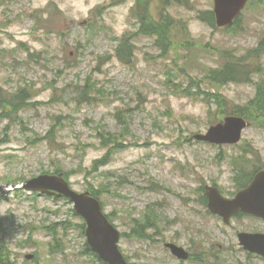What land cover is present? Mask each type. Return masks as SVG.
<instances>
[{
	"label": "rangeland",
	"instance_id": "1",
	"mask_svg": "<svg viewBox=\"0 0 264 264\" xmlns=\"http://www.w3.org/2000/svg\"><path fill=\"white\" fill-rule=\"evenodd\" d=\"M50 3L60 17L46 19ZM212 6L213 0H169L160 9L155 0L145 23L168 15L174 30L159 38L142 34L148 28L134 0H0V89L6 98L21 89L30 95L24 109L0 120V183L57 171L76 192L98 190L128 264H264L243 252L236 238L264 234V222L242 216L225 225L199 202L206 185L231 197L244 150L254 153L246 171L264 167V129L251 124L237 146L192 139L215 118L214 93L228 102V111L254 96L253 84L211 86L202 78L220 65L222 53L243 54L264 42V0H249L240 27L229 31L198 18ZM122 38L132 49L129 65L116 58ZM259 66L264 81V53ZM85 80L95 85L94 101L53 100V93ZM102 132L122 135V149L103 146ZM106 156L105 164L95 165ZM72 214L67 201L34 193L0 198V240L12 263L97 264ZM145 215L154 227L135 239L130 233ZM67 220L55 244L52 225ZM165 243L195 260L178 261Z\"/></svg>",
	"mask_w": 264,
	"mask_h": 264
},
{
	"label": "trees",
	"instance_id": "2",
	"mask_svg": "<svg viewBox=\"0 0 264 264\" xmlns=\"http://www.w3.org/2000/svg\"><path fill=\"white\" fill-rule=\"evenodd\" d=\"M119 1V0H116ZM136 2V11L139 13V16L141 17L139 20L141 22L145 23V19L148 17V10L147 8L151 6V4L155 0H134ZM160 2V9H163L164 6H168L169 0H159ZM50 7L48 8L49 12L47 13V18H58L60 17V13L58 12H52L51 6L52 4H49ZM167 8V7H166ZM162 17V15H161ZM167 18L169 23L167 22ZM166 17H163V19L153 20L150 25L146 24V27H144L142 34L144 35H150L152 34L158 36L159 38H166L171 35L172 32V23L171 18L167 15ZM201 21L204 23H207V25L210 28H215V21H213V13L210 12H204L201 13L198 17ZM46 19L43 20L42 24L46 22ZM143 20V21H142ZM240 16L235 19V22L232 27L225 28L224 31H229L234 29L239 23ZM171 23V24H170ZM240 25V24H239ZM238 25V26H239ZM240 27V26H239ZM124 38L121 39L120 43L117 46L116 50V58L119 61H124L125 64H128L130 62L129 58L133 55L132 49L129 48L125 44ZM264 53V42L262 40L258 44L256 48L253 49H247L243 54H233L232 52H224L220 55V65L217 67H214L213 69H210L207 71V73L203 76L202 80L208 81V83L211 86H225L227 84H253L255 89L254 96L249 99V102H247L245 105L238 107V108H231L229 111L227 110V106H225L228 102H225L224 100L220 99L215 94V98L217 99L216 108H215V118H213V121L208 122V126L214 125L219 120H221L226 115H236V116H242L249 125H256L260 127L261 129H264V81L263 78L260 76L262 73V69L259 66V59ZM129 65V64H128ZM255 76H260V79L253 83V79ZM191 82V81H190ZM73 87L71 86H65L61 90V94L57 95L53 93V100L60 102H75L76 104H85L90 103L94 101V91H95V85L91 84L88 80H85L81 85L73 84ZM66 89L68 91H66ZM72 91V92H70ZM5 92L0 89V120L3 119H11L13 116H15L17 113L16 111L24 109L28 105V101L30 100V95L27 93V90H19L14 95L9 96L6 98L3 94ZM219 109L220 114L219 115ZM117 119L119 121V125L123 123V120L121 121L120 117L117 116ZM57 120V119H56ZM126 121V120H125ZM101 133L100 143L103 144V146L106 147V145H116L117 149H122L123 144L120 141L122 139V135H117L116 137L112 134L104 136ZM53 136V135H52ZM253 149L244 150L243 154L240 155L241 157L236 160L240 168L239 171L233 170V184H235V191H239L242 188L246 187L248 183L250 182L253 174L255 171L264 169L262 166H257L255 168H252L251 171H246L245 166L248 164L249 161L246 160V158H252L253 157ZM235 159V158H234ZM107 160V156L103 159L99 160L98 162H95L96 164H105ZM234 161L233 163H235ZM236 167V166H235ZM244 170V171H243ZM57 171H55L56 173ZM48 173V172H45ZM244 173V174H243ZM49 174V173H48ZM241 174V176H240ZM64 177H66V174H64ZM24 181L23 179L19 178L18 180H7V182L12 184H18V182ZM86 191L90 192L94 197H99V191L89 187ZM203 191V188L200 190V193ZM200 197V203L205 207L206 206V199L201 194ZM62 200V199H61ZM73 217H76L74 214H72ZM81 223L78 225L80 227L81 235L84 234V226L81 219H79ZM70 221L67 220L66 222L62 223H55L52 225V231L50 230V233L52 235V240L56 244L57 242V236L60 232L67 231L68 226H70ZM65 225H68L67 227ZM154 225L150 223L149 216L145 215L141 220L137 222V225L135 228L132 229L130 236H132L135 239H145V231H149V229H152ZM56 247V246H55ZM85 250L89 255L93 258L97 264H103L100 260L97 259L95 254L91 253L90 250L87 248V246H84ZM54 248V247H53ZM52 250V246L49 243V251ZM11 252L9 251V246L5 243V241L0 240V264H13L11 260ZM105 264V263H104Z\"/></svg>",
	"mask_w": 264,
	"mask_h": 264
},
{
	"label": "water",
	"instance_id": "3",
	"mask_svg": "<svg viewBox=\"0 0 264 264\" xmlns=\"http://www.w3.org/2000/svg\"><path fill=\"white\" fill-rule=\"evenodd\" d=\"M247 0H214V17L218 27L231 26L239 13L244 9ZM242 117L228 116L221 123L211 126L204 135H194L193 139L211 144H237L241 139L242 131L247 127ZM22 189L48 195L51 197H64L73 204L74 213L84 220L85 238L87 246L97 254L98 258L107 264H127L123 259L117 243L120 239L119 232L111 225L102 212L100 202L90 193H79L73 191L62 174L46 175L31 178L17 186L0 184V194L6 196L11 191ZM207 197V209L220 216L226 224L231 216L240 213L255 216L264 220V170L257 172L249 185L238 192L234 198L227 200L223 198L214 187L207 186L205 189ZM238 243L246 251L260 255L264 258V235L260 233L238 234ZM170 253L186 260L187 253L176 245H165ZM31 259V256H26Z\"/></svg>",
	"mask_w": 264,
	"mask_h": 264
}]
</instances>
